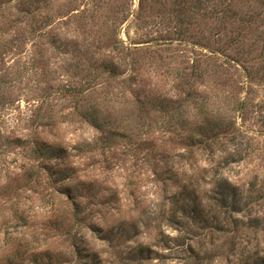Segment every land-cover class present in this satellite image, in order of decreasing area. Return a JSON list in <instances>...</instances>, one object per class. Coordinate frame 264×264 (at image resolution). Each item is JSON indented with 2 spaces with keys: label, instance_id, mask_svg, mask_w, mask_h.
<instances>
[{
  "label": "rangeland",
  "instance_id": "obj_1",
  "mask_svg": "<svg viewBox=\"0 0 264 264\" xmlns=\"http://www.w3.org/2000/svg\"><path fill=\"white\" fill-rule=\"evenodd\" d=\"M0 264H264V0H0Z\"/></svg>",
  "mask_w": 264,
  "mask_h": 264
},
{
  "label": "trees",
  "instance_id": "obj_2",
  "mask_svg": "<svg viewBox=\"0 0 264 264\" xmlns=\"http://www.w3.org/2000/svg\"><path fill=\"white\" fill-rule=\"evenodd\" d=\"M40 146L43 148V149H39V150H43V154H45V155H47V157L48 158H57V157H60L61 156V154L64 152L63 150H61L60 148H56V147H54V146H50V145H48V144H45V143H43V142H40ZM64 178V177H63ZM223 188H226V186L225 187H223ZM66 192H68V190L66 189ZM225 194L222 192V201H224V203H227L226 201V198H225V196H224ZM231 206L233 207L234 206V204H233V202L231 203ZM196 208L195 207H192V210L193 211H195V213L197 214V215H202L201 214V211L199 212V210H195Z\"/></svg>",
  "mask_w": 264,
  "mask_h": 264
}]
</instances>
